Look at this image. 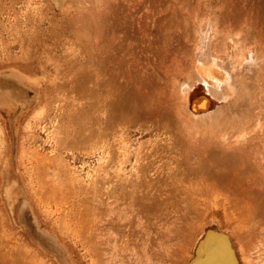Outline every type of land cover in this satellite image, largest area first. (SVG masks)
Here are the masks:
<instances>
[{
    "label": "bare ground",
    "instance_id": "bare-ground-1",
    "mask_svg": "<svg viewBox=\"0 0 264 264\" xmlns=\"http://www.w3.org/2000/svg\"><path fill=\"white\" fill-rule=\"evenodd\" d=\"M9 13L7 14L10 15ZM26 15L23 14V16ZM250 16L251 18H245L247 24L249 21L252 24H259L264 30V4L256 6L254 10L251 9ZM216 17L217 20L218 17L220 18L219 12ZM240 18H236V22L241 21ZM212 23L208 21L210 31L206 29V24L199 26V30L194 34L186 32H184L186 34L182 32L174 35L167 34L163 44L157 38L144 37L142 42L137 44L140 55H137L135 59L128 57L134 53L128 50L122 39L119 42L113 40L112 52L109 51V57H105L106 67L103 72L94 70L95 72L91 73L92 79H89L91 80L90 129L97 139L89 143L84 150L75 151L69 148L62 150L67 153L74 167L66 170L65 175L69 177L67 178L69 185L68 182L64 183L65 185L59 183L66 179L65 176L64 179L59 176L61 180L57 178L59 181L55 183L57 186L64 185V189L68 185L66 192L63 189L59 196L57 193L60 191L56 187L57 190L52 189L54 188L52 182L50 190L54 191V194L53 192L51 194L55 197L50 198L46 194L50 191H46L44 187L47 185L42 184H46L49 179L42 183L38 180L42 177L41 173L45 174L43 176L47 175L49 168L53 169L50 171H54L52 174L54 178L61 171H58L61 168L57 167L58 162L55 164L58 156L52 157L53 155L44 148L45 144L30 148L29 153L25 152V156H20L18 163L16 159H13L14 162L11 163L13 184L7 186L4 193L0 190L4 201L6 200L4 205L8 214L7 219L22 240L27 241L36 251L37 258L41 259L37 263L29 258V250L23 252L22 246H15L17 243L13 240H17L16 238L2 237L0 264H111L113 261L114 264H138L131 260L136 254L133 249L144 244V239H148V236L144 238V234H150L153 231L148 225L146 228L143 227V221L147 217L145 212L149 210L145 206L148 203L146 200L150 199L152 204V198L154 200L156 196L155 191L164 195L171 194L173 191L202 193L207 188L211 192L208 194L217 192L215 196L207 197L206 195V197L210 199L209 202H212L216 211H222L225 224L230 228L229 240L236 256V264H252L253 258L256 264H264V142L261 145L255 142L258 137L264 141V115L260 110L256 118H248L247 122L240 118L242 121L237 120L235 126L236 122L230 125L232 123L225 121L226 108L235 98L237 89L241 86L238 84L249 62H243L245 58L238 60L240 55L237 54H242V49L238 51L239 46L237 50L235 48V54L238 56L235 55L236 63L230 67L222 57L223 52L219 49L216 50L217 53L211 51L218 33L215 22L212 21ZM220 24L222 25L221 22ZM232 27L234 28L233 25ZM212 32L213 37H210ZM228 38L227 40H231L235 47L240 41L236 33ZM110 61L112 65L109 67ZM251 63L253 61H250ZM5 74H12V72ZM243 87L245 88L244 85ZM245 91H247L246 88ZM8 92L10 96L7 95ZM22 95V90L15 86H7L5 92L0 93V116L6 112L9 115L11 110L13 112L15 99ZM247 95H250V92ZM41 108L44 109V107ZM245 109L247 108L243 109L246 112ZM249 114L251 113L248 112L246 116ZM53 119L54 117L50 121L52 122ZM259 133H261L260 136H258ZM92 157H96V164L84 174L82 172L78 174L80 170L77 171L75 164L81 162L82 170H85ZM62 158H59L60 163ZM64 165L67 166L65 163ZM19 177H26L28 180L27 186H24L29 192L28 196L22 188ZM49 177L50 175L47 178ZM196 177L200 178L201 182L196 183L198 182ZM54 180L56 182V179ZM204 181H206L205 185L202 184ZM217 190L224 191L226 194L218 193ZM194 196L191 197L194 198ZM199 197L203 196L199 195ZM206 197L205 199L208 200ZM200 200L201 198L197 201L200 202ZM163 209L165 207L160 210L164 211ZM168 210L166 212L170 213ZM201 210L204 211L203 208ZM196 215L194 216L197 217ZM170 220L167 219V221ZM214 227L216 226L211 225L209 228H204L197 240L204 239L208 230L219 232V229ZM167 237L164 240L168 239ZM169 240L172 241L171 238ZM200 241H196L193 253L191 251L187 256L182 257L185 260L180 262L181 264H188L200 253ZM242 241L246 242L245 246L241 244ZM182 248L186 250V247ZM249 251L256 256L251 257ZM248 254L250 257L247 259L245 255ZM182 259L179 258V261Z\"/></svg>",
    "mask_w": 264,
    "mask_h": 264
},
{
    "label": "rangeland",
    "instance_id": "rangeland-1",
    "mask_svg": "<svg viewBox=\"0 0 264 264\" xmlns=\"http://www.w3.org/2000/svg\"><path fill=\"white\" fill-rule=\"evenodd\" d=\"M60 1V3H57V1L55 0H0V72H4V74H0V86L2 87L0 89V93H4L7 86H15L17 87V89L23 91V95L15 99V108H13L14 111L12 112L11 110L9 115L6 112L0 116V190L3 193L4 189L7 186L13 184V174L11 170V163L14 162L13 159H16V163H18L20 156H25L30 152V148L37 147L35 145L38 144H45L44 148L47 149L49 154L53 155L52 157L57 158L56 156H58L55 164L56 162H58L59 164L57 163V167H61L59 169L55 168L58 169V171L61 170L59 171L60 174L56 175L55 178L54 176H52L54 171H50L53 170L52 168H49V172L46 176H43L45 174H40V176H42V180L40 178H38V180L41 183L42 181L45 182L47 181V179H49L46 184L42 183L43 185H47L44 186L46 187V191H50V193L47 192L46 194L49 195L50 198L55 197L53 196L54 191L50 190L52 186H54V188L52 189L58 188L60 193L57 194L59 196L61 192H63L66 188H69V177L65 174H67V168L74 167L72 162L69 160L67 153L62 152V150H64V148L74 149L75 151L79 149L84 150L89 143L94 142L97 139V137H94V134L90 129L91 110L89 108V103L91 102V80L89 79H92L93 74L91 73H94V70H96L97 72L100 71V73L103 72V69L106 67L104 60L105 57H109V51L110 53L112 52L111 47L113 44V40L119 42V40L122 39L128 50H132L134 53L132 56L128 57L135 59L137 58V55H140V53L138 52V45L142 42L144 37H147L146 39L157 38L158 41L163 44L167 34L174 35L178 32H182V34H194L195 31L199 30V26L206 24V29L210 31L208 21H211V23L212 21H214L216 27L214 25L212 26L216 28L218 33H216V42H214V48H212L211 51L217 53L216 50L219 49L221 52H223L222 57H224V61L228 64L229 67L236 63L237 55H240L239 57L237 56L238 60L239 58H245L246 61L244 60L243 62H249L248 67L245 69V74L238 84L239 86H241L240 88L238 87L237 94L234 98L237 99L239 97L241 101L239 99H237V101H234L233 99L231 105L226 108L227 116L225 118V121H227L229 124L232 123L230 125H233V123L236 122L234 123L235 126L237 124V120H240V118L248 121V118H256L261 111V113H263L264 115V30H262L259 24H252V22L250 21L247 24L246 22L247 18H251V9L254 10L256 6L264 4V0ZM191 5H193V7H191ZM217 12L220 13V18L218 17V20L216 17ZM7 13H9L10 15H8ZM247 13L249 14L248 16ZM23 14L27 15L23 16ZM200 14H202V18ZM212 14H214V16ZM191 16H193V18H191ZM236 18H240L241 21L236 22ZM220 22L222 23V25L220 24ZM234 22L236 24H234ZM178 23L180 24V26H178ZM232 25L235 29L232 27ZM142 28H144L145 30ZM119 29L122 31H120ZM154 32L158 33L159 35ZM235 33L236 37L240 38V41H238L236 47L232 45L231 40H227L229 39L228 37L230 35H234ZM161 35H163V37ZM210 37H213V32ZM133 42L138 43H134V45ZM223 48L226 50L227 54ZM235 48L236 50L238 49V51L242 49L241 53L243 55H236ZM228 52L231 54H229ZM246 58L249 60H247ZM250 61H253V63L250 64ZM109 64L108 65L110 67L112 65L111 61L109 62ZM9 72H12L13 75L5 74ZM89 74H91V76ZM19 76L22 78H20ZM242 84L245 86L247 91H245V88ZM249 92L250 95H247L249 94ZM8 93L9 94L7 95L10 96V92ZM74 102L76 104H74ZM41 107H44V109ZM249 107L252 108L250 109ZM40 108L43 110H41ZM244 108H247L245 109L246 112L243 110ZM247 111L251 113L249 114L250 116H246L248 113ZM233 115L235 116L233 117ZM53 117L54 119L51 122L50 120ZM39 122L42 123L40 124ZM260 134L261 133H259L258 136H260ZM87 140L89 142H87ZM61 142L62 144L59 145L58 143ZM75 142L77 144H75ZM255 142H259L261 145V143L264 141L261 140L260 137H258V140L256 138ZM23 143L25 145H23ZM60 152H62V154ZM60 156L63 157L61 163L59 159L61 158ZM95 159L96 157H92L89 159V164H87L85 170H82L81 162L75 164L77 171L80 170L77 173L80 174L79 172H82L84 174L85 171L96 164ZM64 163L67 164V166H65ZM55 171L57 172V170ZM48 175H50L49 178H47ZM59 176L61 177V179H64L65 177L66 179L61 180ZM57 178L61 181L57 180ZM19 179L25 194L28 196L29 192L26 191V187L24 188V186H27L28 184L27 178L19 177ZM54 179H56V182ZM197 179L198 180L196 181L198 182L196 183H199L200 178ZM58 181L61 184H66L68 182V185H66L64 189L63 187L65 184L62 186H57V184H55L58 183ZM52 182L55 185L53 184L51 186ZM205 182L206 181H204L202 184H204ZM1 191L0 217H2V220L0 219V240L2 237L16 238L17 240H13L15 241V243H17L15 244V246H22L23 252H27L29 250V258L39 263V259L41 258H37L36 251L30 246V244H28L27 241L22 240L20 234L16 233V230L10 226L9 220L7 219V210H5L4 205V203L6 204V200L4 201L3 193ZM217 191L218 193L226 194V192L224 191ZM52 192L53 194H51ZM155 192L156 196L154 200L152 198V204L150 199L146 200V202L148 203H146L147 205L145 204V206L146 209L149 210L145 212V215H147L148 218L145 217V222L143 221V227L146 228L148 225L149 229L153 231L150 234H144V238H147L148 236V239H144L145 247H147L145 248L144 244H142L138 246L140 248L137 247L133 249L134 253H136V258H131V260H134L138 264H149V262L150 264L182 263L185 260L184 258L182 259V257L187 256L191 251L193 253V251L195 250V244L202 239L201 238L199 241L197 240L203 233L204 228H209L211 227V225L216 226L214 228L219 229V232L223 233V235L227 236L228 238L230 237V228L225 224L226 222L222 217V211H216L215 206L212 204V202H209L210 199L207 198L208 196H215V193L217 192H213L214 194H208L210 192L208 188L204 189L202 193L196 191H173L171 194L165 193L164 195V193H160L157 191ZM198 193L203 197H199V195H197ZM159 195L161 197V201ZM44 196L46 195L44 194ZM173 196L175 198H173ZM191 196H194V198H192ZM205 197L208 200H206ZM198 198H201L200 202L197 201L199 200ZM166 199L172 200L169 201ZM182 199L184 200V202ZM30 200L32 202V199ZM162 200L165 201L162 202ZM185 201L187 202V205ZM191 201L195 202L196 204L192 203ZM206 201L207 203L205 204ZM209 203L212 205H210ZM170 204L172 206L174 204V206L172 207ZM192 204L196 206L194 207L192 206ZM158 205L162 208L165 207V209H163L165 212L161 211L162 208H160ZM192 208H194L195 210ZM197 208L199 211L196 210ZM202 208L204 209V211L201 210ZM167 210L170 213H167ZM176 210L178 212L180 210V212L174 213V211ZM171 211L173 212L171 213ZM201 211L203 213H201ZM159 212H161V214ZM187 212L188 214H186ZM184 214H186V216ZM196 214H198V216ZM163 215H165V217ZM194 215H196L197 217H195ZM153 217L155 218L153 219ZM173 218L174 220H172ZM167 219H171L170 221L172 223H170V221H167ZM199 221L200 223H198ZM156 223H158V225ZM223 230L226 231L223 232ZM163 232L164 234H162ZM165 235L166 237L168 236V239L164 240V238H166L164 237ZM170 238L172 239V241L169 240ZM241 244L245 246L246 242L242 241ZM182 247H186V250H184V248ZM22 248L19 249L21 250ZM140 249H142V253L139 251ZM183 251H186L187 253H183ZM144 253L148 254L149 256H147L149 258L152 256L151 254H153V256L149 259ZM248 253L251 257L256 256V254L253 252L249 251ZM249 254L245 255L247 259L250 257ZM137 255H139L140 257ZM174 255L178 258L174 257ZM179 258L182 260L179 261ZM195 258L196 257L194 256V258L190 262H192ZM139 260H141V262H139ZM111 264H114V261ZM252 264H256V260L254 258Z\"/></svg>",
    "mask_w": 264,
    "mask_h": 264
},
{
    "label": "water",
    "instance_id": "water-1",
    "mask_svg": "<svg viewBox=\"0 0 264 264\" xmlns=\"http://www.w3.org/2000/svg\"><path fill=\"white\" fill-rule=\"evenodd\" d=\"M199 252L189 264H236L229 238L214 230H208L200 242Z\"/></svg>",
    "mask_w": 264,
    "mask_h": 264
}]
</instances>
